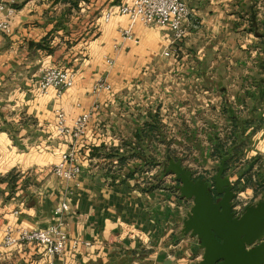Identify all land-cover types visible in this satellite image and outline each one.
Returning a JSON list of instances; mask_svg holds the SVG:
<instances>
[{"label":"crops","instance_id":"obj_1","mask_svg":"<svg viewBox=\"0 0 264 264\" xmlns=\"http://www.w3.org/2000/svg\"><path fill=\"white\" fill-rule=\"evenodd\" d=\"M69 1L16 0L12 34L0 33V264H47L41 247L3 248L4 229L59 221L78 246L67 244L53 264L197 263L198 240L181 233L192 203L157 176L163 141H235L226 166L241 164L230 178L234 192L243 207L260 201L264 190L255 193L243 177L264 163V0H183L188 34L176 58L161 56L170 41L165 29L137 24L138 43H123L128 20L118 9L107 12L108 23L105 13L77 27L83 10ZM45 44L48 50L38 47ZM57 53L76 76L60 99L38 93L39 71ZM121 59L142 63L128 62L116 78ZM105 77L112 90L96 100L91 87ZM95 101L100 108L75 143L81 174L66 183L52 174L71 145L56 134L54 111L61 107L70 126ZM62 204L67 212L56 215Z\"/></svg>","mask_w":264,"mask_h":264},{"label":"built area","instance_id":"obj_2","mask_svg":"<svg viewBox=\"0 0 264 264\" xmlns=\"http://www.w3.org/2000/svg\"><path fill=\"white\" fill-rule=\"evenodd\" d=\"M16 0H0V33L5 36L12 34L11 19L16 13ZM118 14L128 20V25L119 30L122 42L137 44L133 37V27L137 24L143 27L157 26L169 32L170 41L162 51L163 58H176L179 54L178 43L184 40L188 34L187 22L190 11L183 0H129L128 3L118 8ZM111 13L103 17V22L108 23ZM122 43L112 46L113 52L118 54L122 50ZM108 66L113 65V60L105 58ZM75 73L68 69L57 67H43L39 71L38 93L47 96L52 92L56 99H60L64 93L74 87ZM112 87L107 78L98 79L91 87L90 94L97 100L103 93L111 92ZM100 105L95 101L89 110L78 115L72 125H68L65 111L57 107L54 111L55 130L58 137L71 143L67 152L63 153L52 167V174L66 183L77 179L81 174V158L76 151V142L85 137L87 126L93 114ZM241 208L234 205V212L240 213ZM67 212L65 204L55 210L56 215ZM63 221H59L43 230L13 229L6 226L4 229L2 247L35 245L44 250L47 264H53L54 260L63 255L67 244L71 243L76 249L78 242L69 240Z\"/></svg>","mask_w":264,"mask_h":264},{"label":"water","instance_id":"obj_3","mask_svg":"<svg viewBox=\"0 0 264 264\" xmlns=\"http://www.w3.org/2000/svg\"><path fill=\"white\" fill-rule=\"evenodd\" d=\"M229 158L221 159L212 186L205 180H194L180 161L170 159L164 168L178 183L175 189L179 197L192 203L181 233L199 242L201 260L194 264H264V200L246 205L239 214L234 212L236 194L225 175Z\"/></svg>","mask_w":264,"mask_h":264},{"label":"rangeland","instance_id":"obj_4","mask_svg":"<svg viewBox=\"0 0 264 264\" xmlns=\"http://www.w3.org/2000/svg\"><path fill=\"white\" fill-rule=\"evenodd\" d=\"M75 3L73 4L72 1H69L70 6H74V9L83 10L77 16V20L75 21L77 27H84V25L91 21L93 16H98V19L102 18L105 13H107L110 10H116L118 7L123 3H128L129 0H74ZM73 4V5H72ZM78 5L80 7L78 8ZM97 19V20H98ZM103 19V18H102ZM96 20V21H97ZM44 50H48L49 45H43ZM52 51V50H51ZM50 51V52H51ZM68 60H62L57 53L55 57H53L50 60V66L57 67V68H63L68 69ZM130 63L131 68L136 66H141V63H136V61H128V60H120L119 65V73L120 75H116V78H119L121 76L120 69L124 66H127V63ZM124 64V65H123ZM153 63H150L148 66H151ZM145 66V65H144ZM147 66V65H146ZM118 73V72H117ZM119 81V80H118ZM222 137V136H221ZM235 141L226 139L225 137L222 138H212L210 140L204 139L202 136L198 135V138L196 139H190V140H167L165 139L163 141V145L165 146V154L164 159L162 162V166L160 170L158 169L157 176L158 178L163 175V183L165 185V188L169 189L173 193H177L176 187L178 186V183L174 180V176L172 174L166 175L164 173V168L168 165V160H174V161H180L183 168L189 170L194 180H205L209 186H212V177L217 172L218 168L220 167L221 157H231V155H225L224 153L230 151V147H232V144H234ZM231 143V144H230ZM222 149V151H220ZM224 152V153H223ZM240 159V158H239ZM150 165L153 164L152 161L148 162ZM237 165L232 166L230 165L229 169L226 170L225 175L229 174L231 179H234L236 176V172L240 169L241 164L240 162L236 163ZM240 164V165H239ZM259 164V163H258ZM227 168V167H226ZM256 169H254L255 174V182H252L251 176L254 174L248 173V176L244 178V184H246L247 179H250L251 184L255 188V193H261V191L264 190V163L259 164V166H255ZM150 171L146 173H142V178L148 177L150 178ZM140 176V175H138ZM239 174L237 173V178ZM153 177H155V174H153ZM234 185V184H233ZM232 185V186H233ZM234 190V189H233ZM238 192V191H237ZM236 192V198L234 200V205L239 206L241 210L245 207L243 205L246 203V200L237 199L238 194ZM242 192V191H241ZM264 200V194L260 197V201ZM190 206V205H189ZM240 210V211H241Z\"/></svg>","mask_w":264,"mask_h":264},{"label":"trees","instance_id":"obj_5","mask_svg":"<svg viewBox=\"0 0 264 264\" xmlns=\"http://www.w3.org/2000/svg\"><path fill=\"white\" fill-rule=\"evenodd\" d=\"M38 47L41 49V48H43V47H41V45H38ZM230 151H228V152H226V153H224L226 156L227 155H229L230 156V152H232V150L231 149H229ZM220 151H222V149L220 150ZM234 157V156H233ZM233 157H231V158H233ZM223 157H221V159H222ZM225 166H227V163L225 164Z\"/></svg>","mask_w":264,"mask_h":264},{"label":"flooded vegetation","instance_id":"obj_6","mask_svg":"<svg viewBox=\"0 0 264 264\" xmlns=\"http://www.w3.org/2000/svg\"><path fill=\"white\" fill-rule=\"evenodd\" d=\"M213 198H214L215 201L218 199L216 196H214Z\"/></svg>","mask_w":264,"mask_h":264}]
</instances>
